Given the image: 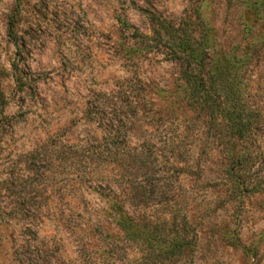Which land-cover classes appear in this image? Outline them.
Returning <instances> with one entry per match:
<instances>
[{
	"label": "rangeland",
	"instance_id": "obj_1",
	"mask_svg": "<svg viewBox=\"0 0 264 264\" xmlns=\"http://www.w3.org/2000/svg\"><path fill=\"white\" fill-rule=\"evenodd\" d=\"M227 1L0 0V264H264V55L235 81L259 133L226 154L179 65L121 23L153 36L154 16L200 15L222 48L254 53L264 29L245 35ZM114 196L159 238L188 222L196 249L149 258L116 226Z\"/></svg>",
	"mask_w": 264,
	"mask_h": 264
},
{
	"label": "trees",
	"instance_id": "obj_2",
	"mask_svg": "<svg viewBox=\"0 0 264 264\" xmlns=\"http://www.w3.org/2000/svg\"><path fill=\"white\" fill-rule=\"evenodd\" d=\"M237 1L228 0L227 5L229 8L232 5H238L240 8L244 34L251 35L257 25L264 29V0L254 3L247 1L241 5ZM152 21L155 25L153 36L140 34L125 20H121V23L125 29L133 31L135 38L141 40V46L147 53L155 48H164L165 58L179 65L180 80L183 83L188 105L195 112L206 115L209 130L216 128L220 131L219 143L223 151L226 154H232V141L254 138L259 133L262 112L250 99L251 95L246 85L243 87L235 85V81L249 72L256 52L264 55V51H261V48H264V37L261 47L259 46L253 50L254 53H251L252 45L243 48L240 46L231 49L222 48L214 30L204 24L200 15L194 18L186 15L179 23L169 22L156 16ZM10 37L17 40L12 24ZM248 157L239 158L236 162L237 167L246 166L254 159ZM261 165L264 167V159ZM228 173L234 179L235 186L242 190L247 189L243 179L235 177L233 164L229 166ZM110 210L116 226L128 242L136 244L139 242L140 235H143L142 241L147 247L149 258L164 263L176 252L191 253L196 249L197 235L188 222L181 224L174 218L170 229L173 234H168L166 238H159L155 233L158 225L151 221L141 225L140 218H136L129 212L122 198L114 196ZM163 224L166 226L168 223Z\"/></svg>",
	"mask_w": 264,
	"mask_h": 264
}]
</instances>
